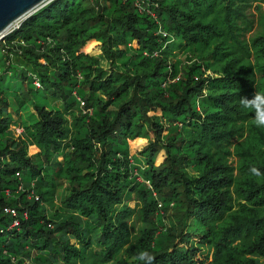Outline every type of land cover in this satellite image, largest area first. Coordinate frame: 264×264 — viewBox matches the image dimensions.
Here are the masks:
<instances>
[{
    "label": "trees",
    "instance_id": "trees-1",
    "mask_svg": "<svg viewBox=\"0 0 264 264\" xmlns=\"http://www.w3.org/2000/svg\"><path fill=\"white\" fill-rule=\"evenodd\" d=\"M257 1L52 0L0 41V264H264V128L239 105L264 94V34L245 44L238 25Z\"/></svg>",
    "mask_w": 264,
    "mask_h": 264
},
{
    "label": "rangeland",
    "instance_id": "rangeland-1",
    "mask_svg": "<svg viewBox=\"0 0 264 264\" xmlns=\"http://www.w3.org/2000/svg\"><path fill=\"white\" fill-rule=\"evenodd\" d=\"M25 19H26V17H23L20 20L14 22L11 25V27L9 28V30L7 31V33L3 36H0V41H2L7 34L12 32L13 30L17 29L19 24ZM238 25H240V27H241L239 30L240 31L239 32L240 33V40H242L245 44L249 45L253 38L264 34V0L254 2L249 7H247L245 20H244V22H243V20H241V22H238ZM160 33H161L162 37H166L165 33H164L165 35H163L162 31ZM131 45L135 47L136 42L132 43ZM92 48H93V50L88 52L85 50V47H84L83 51L85 53H90L93 55L99 54V51L97 49L96 44ZM189 60L192 61L194 59L188 58L187 56L185 57L184 55H181V54L178 57V61H181V66H182L181 68L182 69L185 68L189 64V62H190ZM103 68L105 69V71L108 72L110 69L109 63L108 62L103 63ZM204 75L209 76L212 79L217 78V74L213 73V70H211V68L208 69L207 71H205ZM177 80L178 79L176 78L175 80L172 81V83L177 81ZM195 80H198V78L197 79L195 78ZM56 105H60V103H56ZM82 107H84V105ZM87 112L89 114H91V112H89V111H87ZM155 114L159 115V111H157L156 113H150V114H148V116L155 115ZM68 121H69L68 125H70L71 119ZM12 131L15 132V137L21 136V130L20 129L12 128ZM245 137H246V132L243 134L242 138H235L231 141L230 144L227 145V147H228L227 149L229 151V154L227 156H225V159H226L225 161H226V164L233 169L234 176H237V169H238L240 162H241V158H240L241 156L237 155V150L239 149L238 147L241 146V144L245 141ZM149 139H151V140L154 139V135L151 131L149 132ZM132 141L128 142V145L130 148L129 151H130L131 155L136 154L143 147H145L147 145V140L145 138H137V139L132 140ZM39 151L40 150L37 149L36 146H30L28 148V155L29 156L36 155V154H38ZM136 155H138V154H136ZM164 156H165L164 152H162V151H160L157 154L155 162H154L155 166H158L162 163V161L164 160ZM62 159L63 158H60V160H62ZM132 174H133V177L135 178L136 182L141 183V184L144 183L145 186L147 187V189L151 192V194L155 198V192H154L153 188L151 187L150 182L148 180H143V178L139 175L137 168L132 172ZM61 189H62L61 186L54 188L52 190L49 189V191H51V192H50V194H48V196H46V201L43 202V207L46 210L47 216L54 215L57 212V210L59 209V207H60L59 199H60V194L62 191ZM128 205L132 208L136 207V209H139L142 207L141 201H138L136 198H133L130 201H128ZM5 208H7V207H5ZM15 212L17 215L16 210H15ZM24 213L27 214V212L24 211L21 214L22 217H23ZM174 213H175L174 210H170L166 213L162 212V206L160 203H158L157 211L153 215L154 216L158 215V218L159 219L161 218L160 224L166 225V227H168L169 221L172 219ZM27 218H28V215L26 216V219ZM142 220H143V218H141V216L139 214H136L135 216H133L131 219L128 220L129 233L131 235L130 241L133 244L136 241H138L142 235V232H141ZM11 226H13V224ZM160 230H163V229H160ZM93 251H96L95 247H93ZM196 257H197V259L202 258V256H199V257L196 256ZM88 258L91 259V254H88ZM88 261H90V260H88Z\"/></svg>",
    "mask_w": 264,
    "mask_h": 264
},
{
    "label": "water",
    "instance_id": "water-1",
    "mask_svg": "<svg viewBox=\"0 0 264 264\" xmlns=\"http://www.w3.org/2000/svg\"><path fill=\"white\" fill-rule=\"evenodd\" d=\"M50 1L52 0H0V36L5 35L7 32H4L14 22L27 18Z\"/></svg>",
    "mask_w": 264,
    "mask_h": 264
},
{
    "label": "clouds",
    "instance_id": "clouds-1",
    "mask_svg": "<svg viewBox=\"0 0 264 264\" xmlns=\"http://www.w3.org/2000/svg\"><path fill=\"white\" fill-rule=\"evenodd\" d=\"M239 105L242 109H253L254 110V123L258 128H264V94L254 92L249 98L247 96H241L239 99ZM250 171L254 175H261L258 169L252 168ZM138 259L151 261L154 259L147 252H141Z\"/></svg>",
    "mask_w": 264,
    "mask_h": 264
},
{
    "label": "built area",
    "instance_id": "built-area-1",
    "mask_svg": "<svg viewBox=\"0 0 264 264\" xmlns=\"http://www.w3.org/2000/svg\"><path fill=\"white\" fill-rule=\"evenodd\" d=\"M163 35H165V34L163 33ZM17 176H19V174H17ZM147 183H148V182H147ZM4 213L9 214V215L12 216V217H16V212H15V210H13V209H11V208H4ZM26 216H27V214L24 213V214H23V218L26 219ZM18 224H19V220L15 219V220H14V223H13V226L16 227V226H18Z\"/></svg>",
    "mask_w": 264,
    "mask_h": 264
},
{
    "label": "bare ground",
    "instance_id": "bare-ground-1",
    "mask_svg": "<svg viewBox=\"0 0 264 264\" xmlns=\"http://www.w3.org/2000/svg\"><path fill=\"white\" fill-rule=\"evenodd\" d=\"M8 29H9V28H8ZM8 29H7V30H8ZM7 30H6L4 33H6V32H7ZM4 33H3V34H4Z\"/></svg>",
    "mask_w": 264,
    "mask_h": 264
}]
</instances>
